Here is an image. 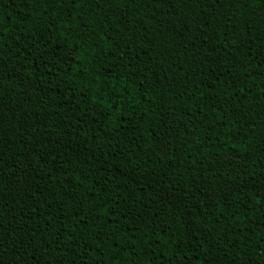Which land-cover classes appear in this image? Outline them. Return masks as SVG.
<instances>
[{
  "label": "trees",
  "instance_id": "obj_1",
  "mask_svg": "<svg viewBox=\"0 0 264 264\" xmlns=\"http://www.w3.org/2000/svg\"><path fill=\"white\" fill-rule=\"evenodd\" d=\"M0 264H264V0H0Z\"/></svg>",
  "mask_w": 264,
  "mask_h": 264
}]
</instances>
